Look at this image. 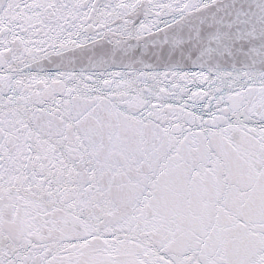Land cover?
Listing matches in <instances>:
<instances>
[{
	"label": "snow or ice",
	"instance_id": "6c2138e0",
	"mask_svg": "<svg viewBox=\"0 0 264 264\" xmlns=\"http://www.w3.org/2000/svg\"><path fill=\"white\" fill-rule=\"evenodd\" d=\"M0 264H264V0H0Z\"/></svg>",
	"mask_w": 264,
	"mask_h": 264
}]
</instances>
